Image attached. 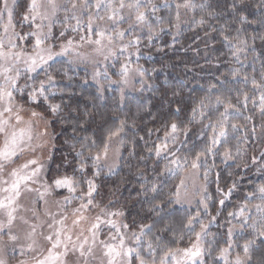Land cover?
Instances as JSON below:
<instances>
[{
	"label": "snow or ice",
	"instance_id": "obj_1",
	"mask_svg": "<svg viewBox=\"0 0 264 264\" xmlns=\"http://www.w3.org/2000/svg\"><path fill=\"white\" fill-rule=\"evenodd\" d=\"M20 7L23 8L20 26L23 27L27 24L30 28V31L24 34L16 31L17 25L14 23L17 0H0V30H2L0 31V194H3L0 195V217H3V219H0V264H9L6 258L9 244L12 245L11 251L16 253L19 250L21 256L37 251V241L34 238L37 227L35 224H30V231L24 237L29 242L25 245L18 243L21 237L12 231L18 219L17 213L23 208L20 203L21 197L25 193H36V203L42 201L46 203V195H51L55 189L67 188L69 192L75 193L80 184V181L68 176L53 179L51 183L42 180L41 174L44 164L39 158L34 156L31 159L24 160L23 163L17 164V161L26 153L34 154L38 150H42L47 143L44 138L48 136V120L45 114L37 112L35 109H26L24 103L17 102V94H26L27 99L32 103H36L40 97L47 101L49 97L46 95L48 91L46 83L52 85L56 79L48 71L52 66L50 62L55 61L58 56H68L70 52H75V59H69V64L80 62L91 63L94 66L92 78L97 83H99V77L108 76L106 62L110 58L125 56V54H127L125 62L121 65L118 73L120 79L113 81L109 78V83H120L127 86L136 76L143 80L146 70L139 65L135 68L130 66L131 56L139 55L140 45L143 43V38L138 32L146 30V39L150 43L154 37L159 36L166 30L175 29V34L173 35V39H175L181 31V10L195 11L199 8L205 15H202L196 23L201 27L208 25L205 35L209 36L217 31L209 22L213 19L218 20L220 15L211 4L207 2L196 4L193 3V0H176L174 5L165 0L163 8L168 9L171 13L167 18L157 15L160 11V6L153 3V0H65L64 3H60L59 0H26L25 4ZM245 8L244 0H232L227 11L233 15L235 21L241 27L235 29L236 35H229L224 28L219 33L222 41L229 46L232 57L237 61H239L240 53L247 51L250 47L248 38L241 36L244 31L243 26L246 24L264 26V0H259L256 5L259 11L258 18L249 20L248 16L243 14ZM61 10L65 13L71 12V17L65 15V20L69 18L76 20V25L71 26L72 32H78L81 29V16L86 13L87 21L83 24L85 34L79 37L83 43L78 44L75 43L74 38H68L61 44L60 51H54V46L45 45L52 39L53 20ZM77 11L80 12V16L76 14ZM151 17H154L155 21ZM38 20L40 23H37ZM44 21L48 23L45 25ZM123 24H127V27H121ZM45 28H47V31H45ZM60 36L64 37L65 31H61ZM29 39L32 40L31 52H27L19 43L20 41L27 42ZM251 39L254 42L257 37L252 35ZM259 39L264 42V35H260ZM84 44L92 46L91 54H82L76 50L83 47ZM101 64L105 65L103 70L98 67ZM38 70L44 71L47 80H40L38 84H29L28 81H35V77L32 74L38 73ZM57 71H64V74L67 75L66 70L57 69ZM231 75L233 78L239 77L241 75L240 70L233 69ZM261 77L260 81L253 77L251 86L253 89L259 90L258 108L261 117L264 118V72L261 73ZM22 78L25 80L23 84L20 83ZM243 80L248 82L249 77L244 75ZM221 83H226V81H221ZM217 88V84H211L208 88V94L202 97L191 110L190 122L196 120L197 116L203 120L206 115L204 109L210 105H222L224 107V112L220 113L221 118L214 123L210 121L206 125V127H211L212 130L209 143L195 152L194 157L191 159L188 156L183 157V163L181 158L175 157V153H173L175 158L170 160L169 163L176 165V168L173 169L166 166L165 171L175 173L177 170H185V167L190 164L191 169L195 170L194 174H198L202 158H204L206 163L207 157L209 155H217L220 147H223V152L219 154L223 156L225 161L235 160L240 156L243 145L248 142L250 137L247 134L243 137L236 136L237 144L234 155L233 149L227 146L230 136L228 115L232 112L237 118L242 117L247 122L253 120L252 116H244L243 111L248 107L249 93L242 89L239 90L236 94V103L232 102L231 96L221 93L215 95L213 102L211 94ZM100 89L102 91V84ZM173 95H178V93L174 92ZM121 101H123V93L121 94ZM251 103L256 106L254 98L251 99ZM48 110L53 115L58 114L61 111V105L49 104ZM180 111L181 109L178 106L176 112L179 113ZM25 115H27V119H25ZM91 115L88 112L83 113L81 127L88 122ZM40 123L44 124V130L37 132L36 129ZM125 124V120H120L114 128L109 129L100 145H97L96 140L92 137H84L85 143L81 144L82 148L88 142H90L92 147L97 148L95 153H89L94 162L93 166L96 168L93 173L94 176L100 175V162L102 159L106 161L109 158V151L113 141L119 138V143L123 145L124 138L122 133H124ZM166 127L168 130L164 131V140L161 144L154 149H149L150 152L154 150L157 157L161 155L163 150L168 149L169 140L173 144L177 141L179 132H183L185 137L190 132L187 126L181 128L180 124L175 120ZM260 127L261 132L264 133V122L261 123ZM230 128L231 133L238 134L240 129H247V124L232 123ZM250 133L251 137L257 135L255 125L251 127ZM116 151L118 153L119 149L117 148ZM77 155H82V153ZM251 159L253 164L258 163L255 155ZM259 159L264 160V152L260 153ZM12 164H17V166L13 167L11 171H7L8 166ZM114 166H110L109 170L111 171ZM237 166L239 167L240 165ZM243 166L247 167V164ZM85 167V164L81 162L80 170L83 171ZM259 170L264 171V165ZM6 171L8 178L4 176ZM203 179L205 184L201 187L202 198L200 202L205 213H208L207 168ZM85 183L87 184V191L83 193V197L87 199L80 204L79 208L74 210V215L80 214L73 221L74 225L85 219L83 212L88 211L90 206L99 207V205L94 203L93 197V193L97 188L95 181L88 179ZM37 184L39 187H33V185ZM235 188V182H233L231 187L227 188V191L220 188L218 184L217 191L222 194V198L219 200L221 205L231 196ZM181 189H185V191L182 193ZM150 191L153 194L154 201L150 210L162 208L166 203L182 204L186 202L188 197L184 179L180 180L175 191L168 194L166 201L156 200L158 193L156 187H152ZM65 200L70 202L69 197H66ZM253 209L255 215L252 214ZM48 215L51 214L49 213ZM107 215L123 216V212H112L107 213ZM200 215L197 212L196 216H190L184 225L195 236V240L191 242L189 247H171L165 242L164 236L160 235L155 238V244L151 239L147 241L145 249L147 255L142 252L141 240L145 236V229L151 230V224L141 225L139 234L132 233L136 242V246L132 247L126 244V237L121 235V228L128 229V224L117 225L114 220L102 221L100 216H96V222L88 230L91 233V243H89L88 236H83V239H81L82 233L73 240L72 235L65 231L64 221L67 220V216H62L59 221L54 220V223L48 224V228L52 229V231L47 235L40 234L48 246L45 250L46 254L41 255L39 258H33L34 264H69V258L77 255L82 258L83 264H89V258L93 257L94 247L98 242L101 223H107L111 228L115 229V234L110 235L108 241L99 240V245L103 249V256L106 258L103 264H205L204 254L205 252H210L211 249V243L207 241V237L210 235L208 228L211 223L215 222L216 217L212 216L209 222L205 224L203 221H198ZM217 215H219V211H217ZM33 216L39 219L35 210L33 211ZM228 216L238 218L239 231L244 233L250 230L252 236L246 239L242 245H236L233 237L237 225L231 224V221H229L230 227L227 229L228 239L225 242V246L219 249L218 259L223 264H252L253 249L257 240L264 245V183L257 185L253 191L248 192L240 210L238 212H229ZM19 219L24 224H29V221L24 217L21 216ZM197 222H199V231L195 230ZM56 224H59L60 227H55ZM168 231H170L168 226L160 229L161 233H167ZM4 237H7V242H5ZM180 239H183L182 235ZM237 246L242 249V252H237L230 259L232 249ZM158 249L162 251L159 259H157ZM18 264H28V261L19 260ZM261 264H264V258L261 259Z\"/></svg>",
	"mask_w": 264,
	"mask_h": 264
},
{
	"label": "trees",
	"instance_id": "obj_2",
	"mask_svg": "<svg viewBox=\"0 0 264 264\" xmlns=\"http://www.w3.org/2000/svg\"><path fill=\"white\" fill-rule=\"evenodd\" d=\"M161 1L154 0L156 3ZM201 2L211 4L220 13L218 20L209 22L217 31L206 36L208 25L201 27L196 23L205 13L199 8L195 11L189 10L182 19L180 34L175 39V29L166 30L149 47L141 51L144 57L140 58V61L149 71L148 87L123 101L118 97L116 90L106 91L102 95L83 70H76L74 73L64 69V65L57 61L51 63L48 71L56 78L53 84L57 95L49 100L53 104H60L61 111L55 115L49 113L52 124L59 125L49 165L53 170L58 169L62 174L72 175L77 180L93 179L99 196H102L101 207H118L124 212V221L132 228L151 224L150 233H153L155 238L163 235L169 246L184 247L194 236L184 225L187 219L193 216L195 208L187 209L179 204L166 203L162 208L150 210L154 202L150 189L156 187V200L166 201L168 194L175 191L178 177L165 171V159L157 157L155 151L150 152L149 149H154L161 143L164 131L168 130L166 126L175 120L181 128L187 126L190 129L178 151L191 159L195 152L210 141L207 135L212 134V130L206 125L210 121L214 123L220 119V113L224 112L222 105H210L204 109L206 115L203 120L197 116L196 120L190 122L192 108L208 94L209 86L218 85L211 94L213 102L215 95L224 93L231 96L232 102L236 103L237 92L241 89L247 91L250 100L247 109L243 110L244 116H252L253 120L247 122L242 117L237 118L232 112L228 115L230 136L227 146L233 149L234 155L236 136L243 137L247 134L250 137L243 145L240 156L226 162L219 154L223 152V147H220L217 155H209L206 163L201 161L204 166V169L201 168L202 173L204 174L207 168L210 178L209 190L213 198L209 205L210 212L216 211L219 198H222V194L217 191L218 184L225 191L233 182L236 184L235 190L219 210V215H216L215 224L210 225L208 229L210 235L207 241L211 243V249L210 252H205L204 262L222 264L217 260V255L228 239V222L231 221V224L237 226L239 224V220L229 217L228 213L237 212L244 204L246 194L264 183V171L259 170L264 165V160L259 159L260 153L264 152V133L260 127L264 118L258 108L259 90L251 86V79L254 77L260 81L261 73L264 72V42L259 39L260 35H264V26H243L241 36L248 38L250 47L240 53L237 61L219 34L224 28L229 35H236L235 29L241 27L227 11L232 0H193L196 4ZM244 2L246 8L243 14L248 16L249 20L258 18L256 5L259 0ZM160 15L167 18L171 13L160 10ZM252 35L257 37L254 42ZM57 69L66 70L67 75ZM233 69H239L241 75L233 78ZM244 75L249 77L248 82L243 80ZM174 92L178 95H173ZM253 98L256 100V106L251 103ZM178 106L181 109L179 113L176 112ZM85 112L92 115L81 127L82 115ZM120 120H125L126 124L122 133L124 143L119 165L115 171L107 174L100 168V175L94 176L96 168L89 153H95L97 148L92 147L90 142L82 148L84 137H92L97 145H100L107 131L114 128ZM232 123L247 124V129H240L238 134H233L230 128ZM253 125L256 126L255 137H251L250 133ZM178 135L179 139L181 135L184 136L183 132ZM78 153L82 155L78 156ZM254 155L258 159L256 164H253L251 159ZM81 162L86 166L83 171L80 170ZM244 164H247V167H244ZM195 225L196 230L199 225ZM165 226H168L170 231L161 233L160 229ZM181 235L183 239H180ZM251 236L250 230L241 233L236 228L233 239L239 246ZM238 246L234 248L242 252ZM262 258L264 245L257 240L253 249L252 264H261Z\"/></svg>",
	"mask_w": 264,
	"mask_h": 264
},
{
	"label": "rangeland",
	"instance_id": "obj_3",
	"mask_svg": "<svg viewBox=\"0 0 264 264\" xmlns=\"http://www.w3.org/2000/svg\"><path fill=\"white\" fill-rule=\"evenodd\" d=\"M25 2H26V0H17V9H16V14H15V19H14V23H16V25H17L16 31L20 32L21 34H24L28 31H30V28L27 24H25L23 27L20 26L21 15L23 14V8L20 6L25 4ZM59 2L64 3L65 0H59ZM153 3L160 6L161 11L164 12V10H167V12H169L168 9L163 8V4L165 3V0H162L160 3H156L153 0ZM168 3L174 5L173 0H168ZM93 11H95V10L93 9ZM125 11H127V10H125ZM188 12H189V10H183V9L181 10V20L185 17L186 14H188ZM76 14L78 16L81 15L79 11H77ZM65 15H68L69 17H71V12L65 13L63 10H61L57 14V16L54 18L53 29H52V39L48 41L47 45H45V46H54L53 47L54 51H60L61 44L64 43L66 41V39H68V38H74L75 43H78V44L83 43L80 41L79 37H80V35L85 34V31L83 29V24H85L87 21V14L85 13L83 16H81L82 27L78 32H72L71 31V26L76 25V20L71 19V18H69L68 20H65L64 19ZM157 15L162 16V15H160V11L157 13ZM151 19H153V21H155L154 17H151ZM37 23H40V21L38 20ZM44 23L46 25L48 22L44 21ZM121 27L126 28L127 24H123V25H121ZM0 31H2V30H0ZM45 31H47V28H45ZM61 31H65L64 37L60 36ZM138 34L142 36L143 43L140 45L139 55L138 56L137 55L131 56V65L130 66L132 68H135L137 65L142 66L146 70V75L144 76L143 80H141V78L139 76H136L135 79H133L130 82V84L127 86H124L120 83H109V78L113 81H118L120 79L118 73H119L121 65L125 62V56L127 54H125V56H118L116 58H110L106 62L107 70H108V76L107 77H104V76L99 77L98 78L99 83H97V81L93 80V78H92L94 66L91 63H87V64L86 63H80V62H77L75 64H69L68 63L69 59H75V52H70L68 56H58V57H56L55 61L64 65V69H68L70 71H73L74 73H76V70H83L84 72H86L87 75L89 76V78L91 79V82L95 85V87L98 89V91L100 93H102V95H104V92H106V91L111 92L112 90H116V92L119 94L118 97L121 99V94L123 93V99H125L127 97H131L134 94L141 92L146 87H148L149 80H148L147 74L149 73V71L146 69V66L140 61V58L144 57V53L141 51L144 50V48L149 47L155 39H158L159 36H161L162 33L159 36L154 37L150 43L146 39V37H147V31L146 30H144L143 32H138ZM19 43L21 44L22 47H24V49L27 52L32 51V40L31 39H29V41H27V42L20 41ZM91 47L92 46L84 44L83 47L76 49V50L81 52L82 54L87 55V54H91ZM132 51H134V50H132ZM55 61H52V62H55ZM52 62H50V64ZM98 67H100L101 70H103L105 65L101 64V65H98ZM32 75L35 77V81H28L29 84H32V83L38 84V82L40 80H45V81L47 80V77H46L45 73L43 72V70H38V73H34ZM37 76H40V77H37ZM24 82H25V80H24V78H22L20 83L23 84ZM101 84L103 85L102 91L100 89ZM46 88L48 89V91L46 92V95H48L49 99L51 97H53L54 95H57L56 87L54 86V84L48 85L46 83ZM49 99L47 101H44L43 98L40 97V98H38L36 103H32L31 101H29L27 99L26 94L25 95L17 94V102L18 103H24L26 109L31 108V109H35L37 112L44 113L45 116L47 117V120H48V128H47L48 136L44 138L47 141L46 146L42 150H38L34 154L33 153H26L24 156H22L20 158L19 161H17V164L23 163L24 160L31 159V158H33V156L36 158H39L41 160V162L44 164V169H43V172L41 174V179L46 180L48 183H51L53 179L60 178L63 176L72 177V175L62 174L60 171H58V169L53 170V167L49 165L50 159H51L50 156L52 155L53 150H54L53 149L54 148V139H56L57 129L59 128V125L52 124V121L49 117V113L52 114L48 110L49 104H53ZM25 101H27V103H25ZM25 119H27V115H25ZM43 130H44V124L40 123L38 125L36 131L40 132ZM177 136H178L177 141L173 144L171 142V140H169L168 141V149L163 150L161 152L160 157H163L166 161L165 167L167 166V167H171V168L175 169L176 165H171L169 163L170 160L174 159L175 157H180L181 162L183 163V157H185V156L182 155L180 153V151H178V149L181 146L185 135L184 136L181 135V137H180L181 139H179L178 134H177ZM207 136L210 139L212 134L207 135ZM163 140H164V138H163ZM117 148L119 149L118 153L116 151ZM122 148H123V145H121L119 143V138H117V140L113 141L111 148H110V151H109V158L106 161L102 159L100 162V165H99V168H101L104 171V173H106V174L112 173L113 171L116 170V168L119 165L120 159H121ZM173 153H175V157L173 156ZM203 160H204V158H202L201 161H203ZM228 161H230V160H228ZM228 161H226V162H228ZM17 164L9 165L7 171H11V169L13 167H16ZM112 165H115V166L112 167L111 171H110L109 167ZM201 168L204 169V166L201 165V167L199 169V173L194 174L195 170L191 169L190 164H189L188 166L185 167V170H177L173 174L178 177L176 186L179 184L181 179H184L185 185H186V190L188 192V197H187L186 202H183L182 204H179V205L183 206L187 209L195 208V212L193 214V217L196 216L197 212H199L201 215L198 217V221H203L205 224H207L212 216L216 217L217 211H219L224 204L221 205L219 203L216 211L213 213L210 212V207H209V212L205 213L203 205L200 202L201 198H202L201 187L205 184V181L203 179L204 174L202 173ZM7 171L4 173V176L6 178H8L7 177ZM168 173L170 174L172 172H168ZM75 180H77V179H75ZM86 180H88V179L83 178V180H77V181H80V184L77 187V190L75 193L69 192L67 188L55 189L51 195H46V197H45V200L47 201L46 203H44L43 201L40 203H36V193H25L21 197L20 203L23 205V208L17 213L18 219L15 222L12 231L21 237V239L18 243L21 245H25L29 242V241H26L24 239V237H25L26 233L28 231H30V224H35L37 227H36V235L34 238L37 241V245H36L37 251L31 252V253H26L24 256H21L19 253V250H17L16 253H13L11 251L12 245L9 244L8 250L6 252V258L8 259L9 264H18L19 260H27L28 264H34V259H33L34 257L39 258L41 255L46 254L45 250H46L48 245L43 240V237L40 234L43 233L44 235H47L50 231H52V229L48 228V224L54 223V220L59 221L62 216H67V220L64 221L65 231L72 235L73 240H75L76 237L78 235H81V233H82L83 235L81 236V239H83V236H88L89 237V243H91V233L88 230L91 228V225L96 222L95 221L96 216H100L102 221L114 220L117 223V225L127 224L124 221L125 216H124L123 210H121L118 207L105 208V207L100 206L102 196H99L97 188H96V191L93 193V197H94V203L99 205V207L90 206L88 211L83 212L85 219L81 220L79 224H76V225L73 224V221L76 220L78 218V216L80 215L79 213L74 215L73 214L74 210L79 208L80 204L87 199L86 197H83V193L87 191V184L85 183ZM209 182H210V178L208 177V180H207V189H208L207 195L209 197V199L207 200L208 205H210V202L213 200L211 193H210V190H209ZM176 186H175V188H176ZM33 187H39V185L38 184L33 185ZM184 191H185V189H181L182 193ZM0 195H3V194H0ZM66 197L70 198V202L68 200H65ZM220 199L221 198H219V200ZM256 202H258V201H256ZM34 210L37 212L39 219H37L36 217L33 216ZM239 210L240 209H238L237 212ZM112 212H123V216H109V215H107V213H112ZM49 213L51 215H48ZM252 214L255 215L254 209L252 210ZM21 216L24 217L25 219H27L29 221V224H24L19 219V217H21ZM0 219H3V217H0ZM215 222H216V220H215ZM215 222L211 223L210 225L215 224ZM197 224L199 225V222H197ZM210 225H209V227H210ZM55 227H60V225L56 224ZM140 227H141V225L136 226L135 228H132L131 226H129L128 229L121 228V235L126 237V244L127 245L132 246V247L136 246V242L132 236V233L135 232V233L139 234L140 233ZM195 227H196V225H195ZM237 228H238V226H237ZM199 230H200L199 227H197L196 231H199ZM238 230H239V228H238ZM114 234H115V229L111 228L110 225H108L107 223H101L100 224L98 242H97V245L94 247L93 257L89 258V264H103V262L106 260V258L103 256V249L99 245V240L108 241L109 236L114 235ZM149 239H151L153 241V243L155 244V236L153 235V233H150V230L145 229V236L141 240L142 252L145 255H147V252L145 251V249L147 247V241ZM4 240H5V242H7V237H4ZM194 240H195V236H193V238L191 239V241L188 244H186L184 247H181V248L189 247L191 242ZM237 252H238V249L233 248L231 251L230 259L233 258ZM160 255H162V251L158 249L157 250V259H159ZM204 256H205V254H204ZM203 259H204V257H203ZM217 260L220 261L218 259V255H217ZM220 262L223 264L222 261H220ZM69 264H83L82 258H79L78 255L70 257L69 258Z\"/></svg>",
	"mask_w": 264,
	"mask_h": 264
}]
</instances>
